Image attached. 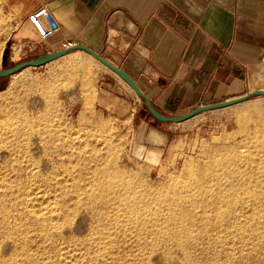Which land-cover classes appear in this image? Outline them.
Returning a JSON list of instances; mask_svg holds the SVG:
<instances>
[{
    "label": "rangeland",
    "instance_id": "374dc122",
    "mask_svg": "<svg viewBox=\"0 0 264 264\" xmlns=\"http://www.w3.org/2000/svg\"><path fill=\"white\" fill-rule=\"evenodd\" d=\"M6 30L5 21L0 20V68L8 42H11L9 63L12 64L44 53L36 50L33 53L19 54V46H14L11 37L2 33ZM261 70H264L262 66L251 67L242 94L257 88L264 89V76L259 73ZM114 78H119L127 91ZM1 83H5V86L0 89V241L5 242L0 248V264H172V259L158 261L157 256L166 252L173 253V256L180 254L178 225L170 224V228L169 222L157 225L149 221L141 226L144 231H141V227L132 231L128 226L130 223L127 224L132 214L125 215L123 210L114 207L116 204L109 200L115 195L109 192H102L109 197L104 201L96 199L97 210L95 207L94 211L81 207L74 212L72 221H78L81 217L85 221L83 227L66 225L53 228L54 224L43 226L37 213L47 212L52 202L62 214L68 206L72 211L76 198H89L99 191L98 183L103 182L102 179L105 181L104 175L109 178L107 181L118 178V175H121L122 180L126 179L127 181H121L118 178L120 182L116 178L117 183L113 181L116 189L113 191L123 198L136 191L137 202L142 203L144 206H139L143 208L148 207L144 204L146 198L151 200V209H155L159 206L158 203H162L163 197L245 198L244 191L247 189V197L258 198L260 194L259 197L264 198V96H253L228 107L208 110L181 123H163L150 115L145 102L125 81L83 51L61 57L47 66L25 68L4 77L0 85ZM143 122L167 138L163 153L147 154V147L140 144L143 137L140 124ZM234 153L236 159L233 158ZM245 153H249L248 160ZM237 158L240 159L237 161ZM244 158L245 163L241 161ZM259 162L263 164L260 165ZM115 170L118 173L114 176L112 172H116ZM200 170H203L202 173ZM190 171L200 172L197 180L189 178ZM203 175H206V179ZM250 179H253L256 189L253 182L248 183ZM179 181H183V185ZM256 181L261 185H257ZM232 185L237 187L236 190ZM172 187L176 188L173 196L167 192L174 190ZM252 188L256 191H251ZM214 189L217 192H213ZM103 195L102 198L105 197ZM118 196L116 195V200ZM117 201L123 207L128 199L119 198ZM189 202L186 204H191ZM185 207L194 208L198 212H209L210 217L214 215L215 207L210 202L206 204L202 201L192 207ZM257 207H254L257 211L262 208ZM83 211L89 212L88 215ZM118 212L121 215L115 217ZM235 215L231 217H235L237 222L248 221L244 213L237 214L241 217ZM210 217L206 222L199 219L190 227L194 236L186 243V249L193 257V264H264V243L259 244L258 240L250 241L249 245L243 240L240 242L241 239L234 230L228 231L231 222H225L232 219L228 215L223 222L226 228L219 223L215 225L213 217L211 220ZM107 230L111 232V236H108L110 232ZM141 232L143 235H140ZM175 244L178 248L172 247ZM64 253L67 254L62 255ZM245 253L246 256L249 254L248 258ZM12 255L16 257L13 258ZM154 257H157L156 260Z\"/></svg>",
    "mask_w": 264,
    "mask_h": 264
},
{
    "label": "crops",
    "instance_id": "0c3cea01",
    "mask_svg": "<svg viewBox=\"0 0 264 264\" xmlns=\"http://www.w3.org/2000/svg\"><path fill=\"white\" fill-rule=\"evenodd\" d=\"M42 4L61 30L39 42L28 15ZM0 20L19 54L86 44L126 70L168 114L241 95L264 56V0H0ZM140 127L147 154L163 153L167 138Z\"/></svg>",
    "mask_w": 264,
    "mask_h": 264
},
{
    "label": "bare ground",
    "instance_id": "6f19581e",
    "mask_svg": "<svg viewBox=\"0 0 264 264\" xmlns=\"http://www.w3.org/2000/svg\"><path fill=\"white\" fill-rule=\"evenodd\" d=\"M95 58V57H94ZM71 93V92H70ZM69 93V94H70ZM13 134V133H12ZM98 134V133H97ZM104 135V134H103ZM71 137V136H70ZM71 139V138H70ZM39 140V139H38ZM36 141V140H35ZM40 141V140H39ZM85 144V143H84ZM37 145V144H36ZM43 145V144H42ZM85 147V146H84ZM42 149V148H41ZM230 150V149H229ZM235 150V149H234ZM240 150V149H239ZM239 150H237L238 152H239ZM258 150H259V148H258ZM241 151H244V150H241ZM240 151V153H242ZM245 151H247V150H245ZM253 151H255V150H253ZM234 152V151H233ZM251 152V151H250ZM231 154V153H230ZM239 154V153H238ZM246 154V159L248 160V154L247 153H245ZM256 154V153H255ZM233 155V158L234 159H236L235 157H236V155H235V153L234 154H232ZM235 155V156H234ZM242 155H244V154H241V156ZM253 155H254V153H253ZM257 155V154H256ZM221 156V155H220ZM237 156H239V155H237ZM240 156V157H241ZM245 156V155H244ZM119 157V156H118ZM229 157V156H228ZM232 157V156H231ZM256 157V156H255ZM258 157V156H257ZM113 159L115 158V157H112ZM250 158V157H249ZM220 159H222V158H219V160ZM225 159V156H224V158H223V160ZM231 159V158H230ZM234 159H231V160H234ZM240 159V158H239ZM238 158H237V161L239 160ZM242 159V158H241ZM250 159H252V158H250ZM261 159V158H260ZM218 160V159H217ZM218 160V161H219ZM228 160V159H227ZM245 160V158L243 159V160H241L242 162ZM247 160H246V162H247ZM230 161V160H229ZM236 161V160H235ZM240 161V162H241ZM251 161V160H250ZM250 161H248L249 163H250ZM253 161H254V159H253ZM260 161V160H259ZM225 162V161H224ZM34 163H35V160H34ZM33 163V164H34ZM38 163V162H37ZM215 163H217V162H215ZM219 163V162H218ZM225 163H227V162H225ZM232 163V162H231ZM235 163V162H234ZM244 163H245V161H244ZM253 163H255V161L253 162ZM261 163L262 162H259V164L261 165ZM264 163V162H263ZM262 163V164H263ZM112 164V163H111ZM233 164V163H232ZM251 164V163H250ZM108 165V164H107ZM37 166V165H36ZM225 166V165H224ZM256 166V165H255ZM221 167V166H220ZM233 167V166H232ZM245 167V166H244ZM249 167V166H248ZM263 167V166H262ZM205 167H203V169H204ZM212 168V167H211ZM216 168H218V167H216ZM237 168V167H236ZM34 169V168H33ZM37 169V168H36ZM105 169V168H104ZM107 169V168H106ZM108 169H111V168H108ZM200 169V168H199ZM263 169H264V167H263ZM113 170V169H112ZM198 170V169H197ZM234 170V169H233ZM258 170V169H257ZM33 171V170H32ZM39 171V170H38ZM80 171V170H79ZM101 171V170H100ZM116 171V170H115ZM203 171V170H202ZM202 171L200 170V172L202 173ZM240 171V170H239ZM250 171V170H249ZM31 172V171H30ZM104 172H107V171H104ZM112 172V171H111ZM193 172V171H192ZM191 171L189 172V178H191L192 179V181H195V180H197L196 178H197V175H199V173L198 172H194V173H192ZM232 172V171H231ZM261 172V171H260ZM264 172V171H263ZM262 172V173H263ZM112 173H114V176H115V173H116V175H117V171L116 172H112ZM110 174V175H113V174ZM204 173V172H203ZM250 173V172H249ZM255 173V172H254ZM35 174V173H34ZM119 174H120V172H119ZM264 174V173H263ZM185 175V174H184ZM225 175V174H224ZM253 175V174H252ZM95 176V175H94ZM102 176V175H101ZM105 176V181H104V179H102V181L103 182H100V183H98V190L99 191H97V193H95V194H93L92 195V193H91V195L93 196H90L89 198H76L75 199V201H74V206L72 207L73 208V210L71 211L70 210V207L68 206L67 207V212L65 211V212H63V214L59 211V209H57V206H56V204H54V202H52V203H50L49 204V206H48V208H47V212H42V211H40L39 213H37V217L39 218V219H41L40 221H42V223H43V226H50V225H53L54 224V226H53V228H55L56 226L57 227H65L66 225H71V227L72 226H74V225H76L75 227H77V228H81V227H83L84 225H83V222H85L84 220H82V218L80 217V220H78V221H75V222H73L72 221V216L73 215H75L74 214V212L75 211H79L78 209L79 208H81V207H83V208H86V209H84V210H91V211H94L95 209H94V207H95V202H96V199H98V201H99V199H101L102 201H104V199L106 198H109V197H106V195H103V193L104 192H109V193H112L113 195H115L114 196V198H111L109 201L110 202H114V204H116L114 207H116V208H119V209H121V210H123L124 211V213H125V215H129V214H132V216L131 217H129V222H128V220H127V224L128 223H130L128 226H130V228H132V231H134L133 229H138V228H140L141 226L143 227L144 226V224L145 223H149V221L150 222H153V223H155V224H157V225H164V223H166V222H169V225L170 224H174V226H175V224L176 225H178V242H180V249L179 250H181L179 253V255L178 256H173L172 254L173 253H171L170 252V254L168 253V252H166V254L164 253V254H159L157 257H158V261H161V260H165V259H167V260H173L174 262H172V264H193V257L191 256V254L189 253V251L186 249V243L188 242V240H190V239H192L193 238V231H192V229H190V227L192 226V224H195L197 221H199V219L201 220V221H205L206 222V219L208 220L209 219V212L207 213L206 211H201V212H198L196 209H192V208H187V207H185V206H194L195 204H200L202 201L204 202V203H211L212 205H214V207H215V209H214V215L212 216V217H210V220H211V218H212V220L214 221V224L215 225H217L218 223L220 224V226H223L225 223H229V222H231V226L230 225H228V231H233V232H235L236 233V236H238L239 237V239H241V241L240 242H242V240H243V242H246V243H248V245H249V242L250 241H257L259 244H261V243H264V205H262V203H263V201H264V198H260L259 196H260V194H259V196H258V198H252V196H251V198H249V197H247L248 195H249V192L247 193V191H248V189H247V191H244V194L246 195V197L245 198H233V196H232V198L230 197V198H217V196L216 197H214V198H212V196H211V198H174L175 196H173L175 193H173V191H175V189L172 187V189H174V190H172V191H170V190H167V192H168V194H170V193H172L171 195L173 196V197H171L170 195V197L169 198H162V203H158V207L157 208H155V209H151L152 207H150V201L151 200H149V198H146V197H144V199L146 198V203H144L145 205H147L148 207L147 208H143V207H140L139 206V204H138V202H137V196L135 195V192H133V194L132 195H130L129 196V194H128V197H125V198H123L122 196H118V194L117 193H115L113 190H115L116 188H114V187H116L115 186V184H114V182L113 181H115L116 182V178L115 179H111V180H106L107 178H106V175H104ZM121 175H118V178H121L120 177ZM188 176V175H187ZM200 176H202V175H200ZM255 176V175H254ZM262 176V175H261ZM90 177V176H89ZM110 177V176H109ZM112 177V176H111ZM205 177V179H206V175L204 176L203 175V178ZM210 177V176H209ZM250 177V176H249ZM253 177V176H252ZM39 178V177H38ZM97 178H99V177H97ZM101 178V177H100ZM117 178V180H119L120 181V179H118ZM195 180H194V179ZM247 178V177H246ZM109 179V178H108ZM200 179H202V178H200ZM216 179V178H215ZM249 179V178H248ZM254 179H256V178H254ZM257 179H258V177H257ZM260 179V178H259ZM124 180H126V179H123L122 180V178H121V181H124ZM130 180V179H129ZM204 180V179H203ZM253 179H250L249 181H248V183L249 182H253L252 181ZM261 180V179H260ZM259 180V181H260ZM92 181H96V180H92ZM111 181V182H110ZM118 181V182H119ZM120 181V182H121ZM127 181V180H126ZM188 181H189V179H188ZM208 181V180H207ZM247 181V180H246ZM258 181V180H257ZM256 181V182H257ZM258 181V182H259ZM119 182V183H120ZM131 182V181H130ZM198 182V181H197ZM201 182V181H200ZM199 182V183H200ZM210 182V181H209ZM218 182H219V178H218ZM257 182V185L259 184ZM264 182V181H263ZM92 183V182H91ZM117 183V182H116ZM123 183V182H122ZM121 183V184H122ZM174 183V182H173ZM172 183V184H173ZM179 183H180V181H179ZM182 183H184L183 181H182ZM182 183H180L181 185H183ZM233 183V182H232ZM262 183V182H261ZM97 184V183H96ZM128 184H130L129 182H128ZM176 184H177V182H176ZM188 184V183H187ZM192 184V183H191ZM197 184V183H196ZM202 184V183H201ZM246 184V183H245ZM125 185V184H124ZM126 185H127V183H126ZM186 185V184H185ZM247 185V184H246ZM252 185H255L254 184V182H253V184ZM259 185H261V184H259ZM262 185H263V183H262ZM91 186H93V185H91ZM132 186H133V184H132ZM171 186V185H170ZM174 186H175V183H174ZM219 186V185H218ZM229 186V185H228ZM233 186V185H232ZM231 186V187H232ZM251 186V185H250ZM97 187V186H96ZM128 187H130V186H128ZM177 187L178 188H180L179 187V185H177ZM183 187V186H182ZM193 187H195V186H193ZM208 187V186H207ZM223 187V186H222ZM234 187V186H233ZM253 187V186H252ZM117 188H119L118 186H117ZM165 189H167V187H164ZM168 188H170L169 186H168ZM177 188V189H178ZM187 188V187H186ZM185 188V189H186ZM209 188V187H208ZM217 188V187H216ZM226 188H228V187H226ZM235 188V190H236V188L237 187H234ZM240 188V187H239ZM248 188H249V186H248ZM254 188L256 189V185L254 186ZM260 188V190H262V189H264V187L261 189V186L259 187ZM92 189V188H91ZM94 189H95V187H94ZM94 189H93V191H94ZM97 189V188H96ZM120 189V188H119ZM150 189V188H149ZM183 189V188H182ZM194 189V188H193ZM199 189V188H198ZM197 189V190H198ZM202 189V188H201ZM206 189V188H205ZM204 189V190H205ZM211 189V188H210ZM218 189V188H217ZM243 189V188H242ZM253 189V188H252ZM137 190H138V188H137ZM140 190V189H139ZM145 190V189H144ZM207 190V189H206ZM213 190V189H212ZM222 190V189H221ZM232 190V189H231ZM230 190V191H231ZM251 190V189H250ZM259 190V191H260ZM125 192H126V190H124ZM145 191H147V190H145ZM153 191H155V190H153ZM157 191V190H156ZM160 191V190H159ZM179 191H180V189H179ZM186 191H187V189H186ZM211 191V190H210ZM243 191V190H242ZM251 191H256V190H251ZM250 191V192H251ZM258 191V192H259ZM95 192V191H94ZM98 192H100V193H98ZM103 192V193H102ZM141 192V191H140ZM158 192V191H157ZM156 192V193H157ZM208 192V191H207ZM213 192H217L215 189H214V191ZM223 192V191H222ZM221 192V193H222ZM264 192V191H263ZM90 193V192H89ZM143 193V192H142ZM147 192H145V194H146ZM159 193V192H158ZM177 193V192H176ZM180 193V192H179ZM185 193V192H184ZM195 193V192H194ZM229 193V192H228ZM232 193V192H231ZM241 193H243V192H241ZM240 193V194H241ZM253 193V192H252ZM257 193V192H256ZM256 193H254V194H256ZM104 194H106V193H104ZM144 194V193H143ZM143 194H141V196H143ZM148 194V193H147ZM163 194L165 195V193H164V191H163ZM162 194V195H163ZM167 194V195H168ZM208 194V193H207ZM216 194V193H215ZM214 194V195H215ZM230 194V193H229ZM236 194H237V192H236ZM262 194V193H261ZM89 195V194H88ZM101 195H103V196H105L104 198H102V196ZM116 195L120 198V200H122V199H125L126 200V198L128 199V201H127V203L125 204L126 206H123L122 207V205H121V203H120V201H117L116 200ZM125 195V194H124ZM149 196H150V194H148ZM156 195V194H155ZM184 195V194H183ZM190 195V194H189ZM203 195V194H202ZM212 195H213V193H212ZM221 195V194H220ZM225 195V194H224ZM243 195V194H242ZM245 195H243V196H245ZM257 195V194H256ZM262 195H264V194H262ZM261 195V196H262ZM109 196V195H108ZM146 196V195H145ZM152 196V195H151ZM158 196H159V194H158ZM196 196H199V195H196ZM231 196V195H230ZM239 196V195H238ZM22 197V196H21ZM97 197V198H96ZM99 197V198H98ZM111 197V196H110ZM189 197V196H188ZM204 197V196H203ZM218 197H219V195H218ZM224 197V196H223ZM228 197V196H227ZM235 197V196H234ZM257 197V196H256ZM263 197V196H262ZM139 198V197H138ZM155 198V197H154ZM115 199V200H114ZM144 199H143V201H144ZM152 199V201H153V198H151ZM67 200H69V199H67ZM142 200V199H141ZM157 200H160V198H157ZM117 201V202H116ZM139 201V200H138ZM187 201H190L191 202V204H186V202ZM262 201V202H261ZM70 202V201H69ZM121 202H123V201H121ZM129 202H131V204H128ZM189 202V203H190ZM242 202V203H241ZM60 203V202H59ZM62 203V202H61ZM68 203V202H67ZM98 203H100V202H98ZM103 204H104V202H102ZM106 203V202H105ZM241 203V204H240ZM58 204V203H57ZM111 204V203H110ZM109 204V206H111ZM123 204H124V202H123ZM152 204V203H151ZM62 205V204H61ZM101 205V204H100ZM141 206L143 205L142 203L140 204ZM256 205H258V207L256 206ZM20 206V205H19ZM113 206V205H112ZM144 206V205H143ZM157 206V205H156ZM198 206V205H197ZM227 206V207H226ZM260 206H262V208L260 207ZM63 207V206H62ZM107 207H108V205H107ZM254 207H257V208H261V209H259L258 211L257 210H255L254 209ZM96 208V207H95ZM105 208H106V206H105ZM210 208V207H209ZM256 208V209H257ZM111 209V208H110ZM204 209H205V207H204ZM253 209V210H252ZM34 210V209H33ZM96 210H97V208H96ZM112 210V209H111ZM115 210V209H114ZM81 211V210H80ZM90 211V212H91ZM209 211V210H208ZM211 211V210H210ZM247 211H252L253 213H250V212H247ZM84 212V211H83ZM115 212V211H114ZM239 212H241V214H246L245 216H247V218H248V221L247 222H245V223H241V221H236L235 220V217H231V216H233V215H235L236 213L238 214ZM254 212L256 213V214H260V215H257L256 216V214H254ZM76 213V212H75ZM84 213H87V215H88V213L89 212H87V211H85ZM212 214H213V212H211ZM35 214V213H34ZM81 214V213H80ZM95 214V213H94ZM99 214V213H98ZM122 214H123V212H122ZM236 214V215H237ZM41 215L43 216V217H41ZM108 215H109V213H108ZM107 215V216H108ZM112 215H114V213H112ZM111 215V216H112ZM121 214H120V212H118V213H115V217H117V216H120ZM227 215L228 216H230L232 219H229L227 222H225V223H223L225 220H226V217H227ZM235 215V216H236ZM36 216V215H35ZM81 216V215H80ZM92 216V215H91ZM105 216H106V214H105ZM123 216V215H122ZM238 216H240V215H237V217ZM85 217V216H84ZM126 217H128V216H126ZM241 217V216H240ZM239 217V218H240ZM121 218V217H120ZM150 218H151V220H150ZM246 217H245V219H247ZM93 220V219H92ZM109 220H111L110 218H109ZM114 220V219H113ZM119 220V219H118ZM240 220V219H239ZM91 221V220H90ZM108 221V220H107ZM112 221V220H111ZM158 221H161L160 223H157ZM95 222V221H94ZM110 222V221H109ZM114 222V221H113ZM207 222H209V221H207ZM6 223V222H5ZM122 223V222H121ZM210 223V222H209ZM85 224V223H84ZM116 224V222L114 223V225ZM214 224H213V226H214ZM83 225V226H82ZM87 225V224H86ZM149 226H151L150 224H148ZM153 225V224H152ZM201 225H202V223H201ZM208 225V224H207ZM211 225H212V223H211ZM91 226V225H90ZM95 226H96V224H95ZM154 226V225H153ZM117 227V226H116ZM118 227H121V225L120 226H118ZM142 227L140 228L141 229V231H144V229L142 230ZM155 227H157V226H155ZM162 227V226H161ZM193 227H195V225L193 226ZM224 227H225V225H224ZM68 228V227H67ZM91 228V227H90ZM94 228H96V227H94ZM102 228V227H101ZM128 228V227H127ZM170 228H171V225H170ZM195 228H197V226L195 227ZM217 228H219V227H217ZM226 228V227H225ZM63 229V228H62ZM69 229H71V228H69ZM105 229V228H104ZM115 229V228H114ZM117 229V228H116ZM167 229V228H166ZM203 229V228H202ZM77 230V229H76ZM80 230V229H79ZM78 230V231H79ZM103 230V229H102ZM110 230V229H109ZM119 230V229H118ZM118 230H117V232H118ZM120 230H122V229H120ZM124 230V229H123ZM122 230V231H123ZM139 230V229H138ZM149 230V229H148ZM198 230V229H197ZM108 231V230H107ZM126 231V230H125ZM125 231H123V232H125ZM129 231V230H128ZM136 231V230H135ZM145 231H146V229H145ZM154 231V230H153ZM158 231V230H157ZM203 231V230H202ZM201 231V232H202ZM206 231V230H205ZM108 232H110V231H108ZM140 232V231H139ZM163 232V231H162ZM198 232V231H197ZM92 233V232H91ZM149 233V232H148ZM196 233V232H195ZM203 233V232H202ZM206 233V232H205ZM95 233H93V235H94ZM114 234V233H113ZM118 234V233H117ZM116 234V235H117ZM122 234V233H121ZM142 234V232L140 233V235ZM156 234H157V232H156ZM166 234H167V232H166ZM169 234V233H168ZM173 234V233H172ZM198 234H200V233H198ZM64 235H66V234H64ZM92 235V236H93ZM138 235V234H137ZM143 235V234H142ZM170 235V234H169ZM217 235V234H216ZM89 236H91V235H89ZM104 237H105V234L103 235ZM108 236H111V232H110V234L108 233ZM11 237V236H10ZM74 237H75V235H74ZM117 237V236H116ZM225 237V236H224ZM70 238V237H69ZM94 238V237H93ZM106 238V237H105ZM104 238V239H105ZM141 238V237H140ZM171 238H172V236H171ZM195 238V237H194ZM198 238V237H197ZM201 238V237H200ZM199 238V239H200ZM87 239V238H86ZM168 239V238H167ZM170 239V238H169ZM196 239V238H195ZM202 239V238H201ZM221 239V238H220ZM227 239V238H226ZM66 240H68V239H66ZM110 240V239H109ZM156 240V239H155ZM15 241V240H14ZM90 240L88 239V242H89ZM3 242H5L4 240H1L0 241V248L2 249V246H3ZM114 242V241H113ZM169 242H170V240H169ZM8 243V242H7ZM86 243V242H85ZM99 243V242H98ZM108 243V242H107ZM173 243V242H172ZM175 243V242H174ZM173 243V244H174ZM221 243V242H220ZM101 244V243H100ZM106 244V243H105ZM109 244V243H108ZM115 244V243H114ZM167 244V243H166ZM80 245V244H79ZM84 245V244H83ZM168 245V244H167ZM171 245V244H170ZM235 245V244H234ZM238 245V244H237ZM241 245H244L243 243L241 244ZM240 245V246H241ZM248 245H246V246H248ZM255 245L257 246L258 244H256V242H255ZM81 246V245H80ZM89 246H91V245H89ZM105 246V245H104ZM174 246H175V248H178V245H173L172 247L174 248ZM245 246V245H244ZM244 246H242V248L244 247ZM251 246V245H250ZM260 246V245H259ZM262 246H263V244H262ZM88 247V246H87ZM103 247V246H102ZM107 247H108V245H107ZM168 247H169V245H168ZM171 247V246H170ZM169 247V248H170ZM232 247V246H231ZM249 247V246H248ZM85 249H86V244H85V247H84ZM98 248V247H97ZM96 248V249H97ZM234 248V247H233ZM256 248V247H255ZM258 248H260V247H258ZM0 249V250H1ZM98 249H101V248H98ZM103 249H105V248H103ZM168 249V248H167ZM230 249H232V248H230ZM236 249V248H235ZM250 249H251V247H250ZM254 249V248H253ZM171 251H172V249H170ZM178 249H176V251H177ZM241 250V249H240ZM247 250V249H246ZM261 250V249H260ZM232 251V250H231ZM245 251V250H244ZM243 251V252H244ZM250 251V250H249ZM248 251V252H249ZM254 251V250H253ZM255 251H256V249H255ZM262 251V250H261ZM1 252V251H0ZM9 252V251H8ZM88 252V251H87ZM172 252H174V251H172ZM242 252V251H241ZM240 252V253H241ZM260 252V251H259ZM20 253V252H19ZM81 253V252H80ZM89 253H90V251H89ZM88 253V254H89ZM108 253V252H107ZM255 253H257V252H255ZM261 253V252H260ZM1 255H2V252L0 253ZM67 253H64V254H62V255H66ZM91 254V253H90ZM177 254V253H176ZM248 254V253H247ZM13 255H15V254H13ZM12 255V257L14 258V257H16V256H13ZM20 255V254H19ZM241 255V254H240ZM245 256H246V253L244 254ZM249 255V254H248ZM247 255V256H248ZM256 255V254H255ZM260 255H262V254H260ZM21 256V255H20ZM59 256V255H58ZM83 256V255H82ZM81 256V257H82ZM103 256H104V254H103ZM246 256V257H247ZM4 257V256H3ZM11 257V256H10ZM63 257V256H62ZM78 257V256H77ZM105 257V256H104ZM112 257V256H111ZM156 257V258H157ZM240 257V256H239ZM238 257V258H239ZM241 257H242V255H241ZM240 257V258H241ZM255 257V256H254ZM258 257V256H257ZM28 258V257H27ZM64 258V257H63ZM76 258V257H75ZM79 258V257H78ZM155 258V257H154ZM156 258H155V260H156ZM248 258V257H247ZM246 258V259H247ZM262 258V257H261ZM263 258H264V256H263ZM2 259H6V258H2ZM10 259V258H9ZM12 259V258H11ZM31 259V258H30ZM212 259V258H211ZM258 259V258H257ZM8 260V259H7ZM77 261V259L75 260V262ZM157 261V262H158ZM264 261V260H263ZM1 262V261H0ZM28 262V261H27ZM59 262V261H58ZM70 262H71V260H70ZM49 263V262H48ZM214 263H215V261H214ZM219 263V262H218ZM31 264V263H30ZM64 264V263H63ZM66 264H67V262H66ZM70 264V263H69ZM149 264V263H148ZM154 264V263H153ZM160 264V263H159ZM216 264V263H215Z\"/></svg>",
    "mask_w": 264,
    "mask_h": 264
},
{
    "label": "water",
    "instance_id": "95a60500",
    "mask_svg": "<svg viewBox=\"0 0 264 264\" xmlns=\"http://www.w3.org/2000/svg\"><path fill=\"white\" fill-rule=\"evenodd\" d=\"M74 50H82L87 52L88 54L95 57L99 62H101L105 67L109 70L113 71L117 74L122 80H124L133 91L145 102L146 108L149 111L150 115L157 121L163 123H181L186 120L191 119L192 117L213 109L228 107L240 102H243L253 96H264V89L257 88L254 90H250L242 95H239L234 98H229L223 101L214 102L210 104L200 105L192 110L181 113V114H166L160 111L153 103L149 95H147L137 84L135 79L123 68L118 67L116 64L105 58L99 52L95 51L91 47L87 46L83 43H73L67 47H64L59 50L48 51L41 53L37 56L21 60L17 63H9V56L11 51V42H8L7 47L5 48L3 58H2V68H0V78L8 77L18 71H21L28 67H40L47 65L57 59H60L64 55L74 51Z\"/></svg>",
    "mask_w": 264,
    "mask_h": 264
},
{
    "label": "built area",
    "instance_id": "2783aa9c",
    "mask_svg": "<svg viewBox=\"0 0 264 264\" xmlns=\"http://www.w3.org/2000/svg\"><path fill=\"white\" fill-rule=\"evenodd\" d=\"M28 20L36 28L39 34V42H44L51 35L59 32L61 26L57 18L54 16L48 4H42L34 9L29 15ZM64 47L70 44L64 43ZM35 45H31V49H35ZM258 66H262L264 69V56L261 57ZM264 76V70L259 72Z\"/></svg>",
    "mask_w": 264,
    "mask_h": 264
},
{
    "label": "trees",
    "instance_id": "16d2710c",
    "mask_svg": "<svg viewBox=\"0 0 264 264\" xmlns=\"http://www.w3.org/2000/svg\"><path fill=\"white\" fill-rule=\"evenodd\" d=\"M2 79H4V78H0V81H1ZM4 86H5V83H1V85H0V89H3Z\"/></svg>",
    "mask_w": 264,
    "mask_h": 264
}]
</instances>
